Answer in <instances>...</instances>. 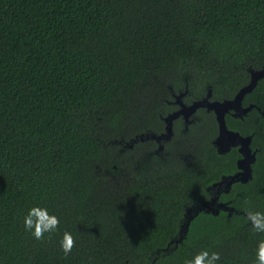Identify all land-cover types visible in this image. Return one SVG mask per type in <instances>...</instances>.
Wrapping results in <instances>:
<instances>
[{"label":"trees","instance_id":"trees-1","mask_svg":"<svg viewBox=\"0 0 264 264\" xmlns=\"http://www.w3.org/2000/svg\"><path fill=\"white\" fill-rule=\"evenodd\" d=\"M263 59L264 0H0V264H185L205 249L217 264H254L264 123L237 214L198 211L181 242L217 178L215 152L173 131L147 156L158 145L138 138L165 131L173 92L230 100L242 68ZM34 205L57 216L56 233L24 230Z\"/></svg>","mask_w":264,"mask_h":264},{"label":"flooded vegetation","instance_id":"flooded-vegetation-1","mask_svg":"<svg viewBox=\"0 0 264 264\" xmlns=\"http://www.w3.org/2000/svg\"><path fill=\"white\" fill-rule=\"evenodd\" d=\"M242 69L246 74V77L245 79L239 81L236 93L231 98L232 100L230 99V101H233L234 97H236V95L241 91L243 93V97L239 102V107L228 109L223 115L225 128L228 134L225 135L221 140L222 145L220 150L222 153L217 151L213 146L215 139L219 138L220 140L221 131L217 121L215 120L216 117L212 112H206L204 109H198L203 112L204 116L205 114L208 116H213V119L209 123H207V120L204 118L203 121L199 120L196 122L195 126L198 125L199 132L192 130V128L189 129V126L193 124V121L187 125L181 116L173 120L171 124L172 136L174 135L173 131H177L178 134H176L178 136L180 135L181 138L184 137V139L187 140L190 137V132H194L195 136L199 135L200 137L204 138L211 145L213 151L215 152L218 167L216 172L217 178L216 180L211 181V183L206 187L208 195L207 200L216 197L215 205L212 206V209L213 211H216V215L220 212H223L226 215V222L227 218L232 214H237L238 207L236 205V200L245 194L244 188H246V185L249 184L251 186L250 188L254 189L253 186H255L256 180L255 174L260 169L257 164L260 162V156L262 154L261 148L263 147V142H261V140L258 142V140L262 139L259 129L264 123V75L260 77L258 76L260 75V72L264 70V59L261 62L255 61L253 65L250 64L244 66ZM252 75L254 77H258L254 87L247 93L243 92L246 86L249 84ZM209 101L212 102L215 100H211L210 97ZM178 109L179 106L176 107L175 111L170 114H174ZM166 117L161 118L164 125V118ZM211 129H213L212 133H210ZM232 138L236 139L232 140ZM170 139H172V137ZM170 139L168 141L159 139L154 142L157 145H160L162 144V141L164 145L165 143L170 142ZM240 149H244L246 154L249 156L254 155V162L250 166V174L248 176L245 172V166L240 163L241 160H243V155L240 152ZM159 151L162 152V150ZM235 175H238L237 180L231 183L229 188L220 186L218 191L209 189L213 183H219L222 181V179ZM246 189H248V187ZM205 209L207 208L205 207ZM209 212L212 213V210ZM241 215L245 216L244 212H241Z\"/></svg>","mask_w":264,"mask_h":264},{"label":"clouds","instance_id":"clouds-1","mask_svg":"<svg viewBox=\"0 0 264 264\" xmlns=\"http://www.w3.org/2000/svg\"><path fill=\"white\" fill-rule=\"evenodd\" d=\"M208 93H210V97H211V92L208 91ZM208 93H207V95H208ZM180 94H182V96H179ZM186 95H187V90L178 91L175 93L173 92L172 97H171V100H172L171 103H173V105H175L177 107L179 106L178 110H180L181 104L186 105V106H190L192 103L199 101V100H197V101H194L190 104H187V103H185V99H184L186 97ZM202 99H200V100H202ZM212 102H214V101H212ZM219 102H222V101H219ZM200 109H204L206 112H208L205 108H200ZM198 111H200V110L197 109L188 118V122L185 121L183 116H181V117L184 119V122L187 125L190 124L192 121H193V123H196L199 120L203 121V118L200 116V113L197 114ZM209 112H212V111H209ZM193 117H194V120H193ZM172 122H171V124H172ZM164 130H165V128H164ZM165 132H166V130L163 133H165ZM171 134H172V130H171ZM145 135H151V134H144L142 136L145 137ZM153 135L160 136V135H156V134H153ZM247 219L250 221L252 229L254 231L259 232V233H264V212L248 211L247 212ZM58 226H59V219L57 218V216L54 214H50L49 210L46 207H43L40 205H34V206L30 207L27 210L26 214L23 216L24 230L26 232H30L31 236L37 240H40L45 234L56 233L58 230ZM73 243H74L73 234L71 232L64 231L60 240H59V248L65 256H67L69 253H71L72 248H73ZM219 259H220V256L217 252H210L207 249H205V250L198 252L190 260H185V264H217V261ZM254 264H264V240H260L257 243V247L255 250V262H254Z\"/></svg>","mask_w":264,"mask_h":264},{"label":"water","instance_id":"water-1","mask_svg":"<svg viewBox=\"0 0 264 264\" xmlns=\"http://www.w3.org/2000/svg\"><path fill=\"white\" fill-rule=\"evenodd\" d=\"M264 75V70L262 72H260V76ZM257 76L254 77L252 75L251 80L249 82V84L246 86V88L244 89L243 92H249L255 85L256 83V79L258 78ZM179 96H182V94H180ZM243 97V93L240 91L236 97H234L233 101L230 100H226V101H214V102H210L209 98H210V93H208V95H206L205 98H203L202 100H199L197 102L192 103L190 106H186L181 104L180 105V110H178L177 112H175L174 114H170L168 115L166 118H164L165 121V130L166 132L163 133L160 136H155L153 134L151 135H145V137L141 136L139 139L142 141L144 138L145 139H164L166 141H168L171 138V122L173 120H175L176 118H178L179 116H183V118L185 119L186 122H188V118L197 110L200 108H205L208 112L212 111L215 114L216 117V121L219 125V129L221 131V136H220V140L219 138L215 139L213 142V146L216 148L217 151L221 152L220 147L222 145L221 140L223 139V137L225 135L228 134L226 128H225V122L223 119V115L226 112V110L228 109H232L235 107H239V102ZM236 138H232V140H234ZM240 152L243 155V160H241V164H243L245 166V172L246 175L248 176L250 174V166L251 164L254 162V155H247L244 149H240ZM238 175L235 176H230V177H226L224 179H222L221 182L219 183H213L209 189L218 191L220 186H224L226 188H229L231 183L235 182L237 180ZM215 200L216 197L211 198L208 201H203L201 202L200 206H195L193 208H191L190 210H188L186 212V217H185V223L180 226L179 229V236H178V241L181 242V240L184 238L186 232H187V228L189 225L190 220L192 219L193 215H195L198 211H205V212H209L210 210H212L213 214H216V211H213L212 206L215 205ZM205 207L207 209H205ZM193 212V214H192Z\"/></svg>","mask_w":264,"mask_h":264},{"label":"rangeland","instance_id":"rangeland-1","mask_svg":"<svg viewBox=\"0 0 264 264\" xmlns=\"http://www.w3.org/2000/svg\"><path fill=\"white\" fill-rule=\"evenodd\" d=\"M170 87H169V91H170ZM207 119H211V117L210 116H208L207 117ZM198 129V125H196L195 127H193L192 128V130H197ZM190 133H194V132H190ZM152 141H157L156 139H151ZM185 142L186 141H183V143L185 144ZM163 148H164V145L163 144H160V145H158V147H156V150H154L150 145L149 146H147L146 148H145V155H149V156H151L152 154H154L155 156L157 155L156 154V151H159V150H163ZM167 154H169L168 152H167ZM251 192V188H248L247 189V191L245 192V194L242 196V197H240L239 199H237L236 200V205L239 207L240 205H242V203L247 199V196H249V193ZM236 212V211H235Z\"/></svg>","mask_w":264,"mask_h":264}]
</instances>
